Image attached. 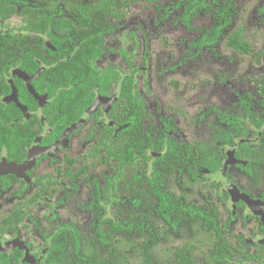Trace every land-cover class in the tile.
Returning <instances> with one entry per match:
<instances>
[{"label": "flooded vegetation", "instance_id": "af4514ba", "mask_svg": "<svg viewBox=\"0 0 264 264\" xmlns=\"http://www.w3.org/2000/svg\"><path fill=\"white\" fill-rule=\"evenodd\" d=\"M73 1L77 6H85L89 5L92 0ZM160 1L123 5L120 8L124 15L122 18L108 16L106 28L101 29V34L104 35L103 47L102 54L96 60V64L100 69L112 65L122 69L128 76L134 74L137 91L144 100L145 110L150 115L149 119L145 121L146 129L151 126L159 133L165 128L163 131L167 136L184 148L189 147L188 149L195 150L191 147H195L197 143L205 142L211 152H219L220 160L223 162L222 168L219 172L211 170L205 172L200 166L197 170L199 185L195 187L198 192L194 197H190L189 201L199 206L214 208L216 212L222 229V238L227 241L224 247H219L218 262L220 264H264V177L259 180L250 177V174L239 166V162L244 160L236 157L240 144L253 145L255 143L254 133L251 131L243 134L236 141L229 138L223 140L212 138L215 124H219L222 130L236 128L230 126L228 122H218L219 113L214 109H218L220 113H224L230 118L241 114L245 116L247 114L246 107L251 105L254 112L261 113L257 109L264 106V100L260 95V87L256 81L264 74L253 79L255 85L253 90L246 86L240 88L235 84L233 88L236 96L235 106L224 108L220 105L202 103L197 117L191 118L189 111L183 106L170 104L164 106L160 102L158 107L161 108L156 111L150 109L147 98L141 90L143 76H146L145 84L149 86L147 76L150 48L148 44L143 54V65L135 62L138 53L136 40L132 49L122 50L128 70L111 61L100 65V62L106 61L109 52L115 51L108 50L110 38L131 17L135 9L139 6L149 11L148 9L151 7L145 8V4L154 7L159 13L162 12L159 7ZM188 1L176 0L174 5L165 7L164 13H159L158 16L162 19L160 22L157 20L156 22L162 25L164 24L162 22H167L174 13L178 12L179 16L175 24L189 26L184 23ZM65 2L66 0H0V104L4 108L15 105L20 110L19 115L15 118L16 123L0 121V128L19 127L23 129L35 117L39 122H34L33 125L44 128V132L34 139L33 144L21 151L23 158H13L8 144L0 140V168L6 166L7 170H16V172L0 173V264H33L26 260L27 257L35 260L36 264H51L48 263V252L51 249V243L56 238L62 236L70 238L73 230H76L78 236L83 238L90 236L91 233L93 236L96 233L95 227L101 219L112 223L110 221L113 217L112 210L119 209V207L116 208V203L112 202L110 195L113 193L104 189L105 184L112 177L108 166L102 161L104 149H101L98 155L94 154V147H98L101 140H97V137L86 138L90 128L85 132L81 130L78 134L73 135L87 122L85 117L68 126L61 138L50 144H44V140L55 127L48 122L43 110L62 95L63 87L50 75V70L62 61L59 58L62 56V48L60 49L53 37V35H57V31L43 30V27H47V19H51V14H53L51 10H48L49 7L43 9L45 6L43 3L58 9ZM238 2L239 0L236 1L237 15L232 19L228 28L223 31L221 41L225 37L227 39L236 29L242 28L245 39L252 45L254 53L242 54L230 49L242 55L255 54L256 62L259 64L264 52H255V42L251 33L256 35L259 32L264 36V0H260L258 7L253 12V17L249 18V24L257 21L260 25L257 31H251L247 20L237 25V20L240 17ZM13 5L16 10L9 13L8 9ZM24 7H28V10L24 11ZM75 12L78 13L75 10L71 13ZM207 12L214 17L215 22L212 27L202 31L196 41L189 42V46L198 52L205 47L212 48L213 45H203L202 38L216 25V16L213 15V12L205 9L191 19L193 21L200 14ZM15 37L19 40L17 43L13 42ZM43 73H46L44 77H42ZM119 86L120 84L116 85L118 91ZM169 87L176 90L180 84L170 81ZM117 99L118 93L113 96L98 95L86 113L92 115L100 108L108 112ZM25 100L31 107L33 106L34 111L25 103ZM194 123L206 124L210 128L209 137L194 136V130L191 129ZM110 124L114 123L110 122ZM182 124H185V127L190 126L188 132L185 131ZM180 126L185 131V134L181 133L183 136L177 134L182 129ZM245 127L248 132L249 128L246 123ZM71 128L72 130L67 135V141H63V135ZM243 128L241 129L244 130ZM120 130L119 127L116 132ZM77 142L79 143L77 144ZM36 146L39 150L35 148ZM81 146H83V150H77ZM38 151L40 154H36L33 159L32 156ZM84 151L91 157L90 160L85 159V155L82 154ZM154 155L159 157L160 154L154 153ZM31 158L33 159L32 163H30ZM67 160L75 162L68 165ZM229 161L231 163L227 165ZM152 164L151 161L150 165ZM87 167V171L74 177L80 169L85 170ZM58 168H63L62 174L58 172ZM95 169H98V172ZM67 171L72 172L70 175H66ZM40 179L44 180L40 181ZM178 186L180 187V184ZM171 189L174 191V196L183 194V192ZM186 189L191 191L189 187ZM120 195L119 193V197ZM247 199L251 202L249 203ZM114 220L115 218H112V221ZM173 236L174 239L165 241L166 249L172 253L176 246H181L182 251L186 241L185 230H178ZM171 256L175 257V254ZM196 259L200 264H205L207 261L205 255L196 256Z\"/></svg>", "mask_w": 264, "mask_h": 264}, {"label": "trees", "instance_id": "16d2710c", "mask_svg": "<svg viewBox=\"0 0 264 264\" xmlns=\"http://www.w3.org/2000/svg\"><path fill=\"white\" fill-rule=\"evenodd\" d=\"M158 1L92 0L89 5L77 6L73 0H66L58 9L43 3V9L49 7L48 10L53 12L43 30L57 31L53 37L62 48V56L59 57L62 61L50 70V75L63 87L62 95L43 110L48 122L55 127L44 144L61 138L68 126L85 117L87 122L73 135L90 128L86 138L97 137V140H101L100 145L94 147V154L98 155L104 149L102 161L112 174L104 189L113 193L110 195L112 202L116 203V208L119 207L118 210H112L115 220L111 218L110 223L102 218L93 236L91 233L85 239L73 230L70 238H56L48 252V263L200 264L196 256L205 255V264H220L219 247H224L227 241L222 238L216 212L214 208L189 201L198 192L195 187L199 185L197 170L200 166L205 172H219L222 168L219 152H211L205 142L191 147L195 150L184 148L167 136L163 131L165 128L159 133L151 126L146 129L145 121L150 115L137 91L134 74L128 76L122 69L112 65L100 69L96 64L102 54L104 35L101 29L106 28L107 17L122 18L124 15L120 8L123 5ZM236 1L189 0L184 23L190 26L192 17L205 9L213 12L216 25L203 35L202 44L215 46L237 15ZM8 10L9 13L13 12L16 7L10 6ZM27 10L28 7L24 9ZM74 10L78 13H71ZM18 41L16 37L13 40L15 43ZM226 45L242 54L254 53L242 28L228 36ZM45 75L43 73L42 77ZM256 83L264 100V76L257 79ZM117 84H120L119 91ZM116 93L118 99L108 112L100 108L92 115L86 113L98 95L113 96ZM25 103L30 106L26 100ZM251 107H246L245 116L241 114L233 118L214 109L219 113L218 122H228L236 128L222 130L219 124H215L212 138L236 141L238 137L252 131L255 143L240 144L236 157L244 160L239 162L240 168L259 180L264 177V112L258 114ZM19 111L15 105L4 108L0 104V121L16 123ZM34 122H39L37 117L23 129L0 128V140L8 144L13 158H23L21 151L32 145L34 139L44 132V128L34 126ZM119 127L121 130L116 132ZM154 153H159V157ZM74 162L67 160L68 165ZM87 169H80L74 177ZM62 171L63 168H58L59 173ZM71 172L65 174L70 175ZM186 187L191 188V191ZM171 188L183 194L174 196ZM98 198L101 200L100 196ZM181 229L186 232L185 247L181 251V246H176L169 253L165 241L174 239V233ZM174 254L175 257H172Z\"/></svg>", "mask_w": 264, "mask_h": 264}, {"label": "rangeland", "instance_id": "374dc122", "mask_svg": "<svg viewBox=\"0 0 264 264\" xmlns=\"http://www.w3.org/2000/svg\"><path fill=\"white\" fill-rule=\"evenodd\" d=\"M175 1L161 0L159 7L162 12L159 13H164V8L174 5ZM259 3L260 0H239L240 17L237 25L244 23L245 20L249 24V18L253 17V12ZM144 6L151 8L146 11L138 6L117 33L110 38L108 50L115 51L109 52L106 61L100 62V65L111 61L128 70L122 50L132 49L135 40L138 44L135 62L143 65V54L148 44L150 48L147 76L149 86L145 84L146 76H143L141 90L151 110L156 111L161 108L158 106L162 102L164 106L167 104L183 106L189 111L191 118H196L202 103L220 105L224 108L235 106L236 96L233 90L235 84L240 88L242 86L251 90L255 88L253 79L264 74V55L261 62L257 64L255 54L242 55L228 48L225 43L226 37L222 41L220 39L219 43L212 48L205 47L199 52L189 46V42L196 41L200 33L212 27L215 22L209 12L200 14L190 26L175 24L179 16L178 12L174 13L171 19H168L169 21L159 25L157 22H160L162 17L158 18V10L149 5L144 4ZM249 25L251 31H257L260 27L257 21ZM132 34L135 36L133 37ZM251 37L255 42V52H264V36L258 32L256 35L251 33ZM170 81L179 82L180 87L176 90L170 88ZM257 110L264 112V106H260ZM165 112L167 113L166 109ZM182 126L185 127V124ZM182 126H180L181 131L177 133L179 136H183L181 133L185 134V131L188 132L190 127L186 126L184 131ZM191 129L194 130V136L209 137L210 128L206 124L194 123ZM77 150L82 151L83 146ZM82 154L85 155V159L90 160L91 157L86 151ZM95 170L98 172V169Z\"/></svg>", "mask_w": 264, "mask_h": 264}, {"label": "water", "instance_id": "95a60500", "mask_svg": "<svg viewBox=\"0 0 264 264\" xmlns=\"http://www.w3.org/2000/svg\"><path fill=\"white\" fill-rule=\"evenodd\" d=\"M72 130V128L70 129V130H67L66 132H65V134L63 135V141H67V135H68V133L70 132ZM60 144V143H59ZM35 148H37L38 149V147L36 146ZM36 149V150H37ZM51 149V148H50ZM39 150V149H38ZM44 151V150H43ZM38 155V154H40V151H38V152H36L33 156H32V158L35 156V155ZM31 158V160H30V163H32V161H33V159ZM229 163H231L230 161L227 163V165L229 164ZM15 167H17L16 165H14ZM9 171H13V172H16V170L15 169H12V170H7L6 169V166H3V167H1L0 168V173H5V172H9ZM248 200V199H247ZM249 201V200H248ZM251 201H249V203H250ZM27 261H29V262H31V263H33V264H36V262H35V260H33V259H31V258H28L27 257V259H26Z\"/></svg>", "mask_w": 264, "mask_h": 264}]
</instances>
